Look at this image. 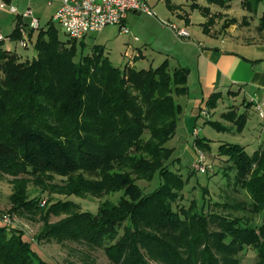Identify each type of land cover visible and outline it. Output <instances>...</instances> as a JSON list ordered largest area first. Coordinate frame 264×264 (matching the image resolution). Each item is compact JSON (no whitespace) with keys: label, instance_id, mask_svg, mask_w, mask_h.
<instances>
[{"label":"trees","instance_id":"16d2710c","mask_svg":"<svg viewBox=\"0 0 264 264\" xmlns=\"http://www.w3.org/2000/svg\"><path fill=\"white\" fill-rule=\"evenodd\" d=\"M207 1L231 6L226 4L231 0ZM260 3L261 0H242V7L258 13ZM190 6L207 16L210 11L198 4ZM21 25L25 24L17 21L8 36L21 38ZM259 29L264 31V11ZM35 31L29 29L31 40ZM3 41L0 40V171L19 175L33 169L59 174L99 170L103 173L98 180H77L71 194L99 191L98 185L102 184L115 191L123 190L130 197L119 206H111L113 214L107 215L105 221L100 220V214L85 211L78 215L80 220L70 218L55 225L49 235H73L75 227L85 225L90 238L115 240L120 227L132 229L142 221L159 230L178 228L184 223L190 229L193 224L185 218L190 215L199 224L195 239L205 243L209 255L215 248L236 253L253 246L259 256H264V222L259 227L252 226L251 218L207 213L194 204L181 210L184 218L173 209L172 202L181 197L186 181L168 166L172 149L166 143L175 135L183 112L175 95L188 93L189 68H171L168 59L155 68L137 69L135 61L119 68L98 44L91 53L79 56L78 41L61 40L54 24L38 30L37 55L33 59L24 60L17 52L4 49ZM224 116L236 120L238 129L246 123L244 115L236 116L234 111ZM208 122L218 130L227 129L220 122ZM197 145L210 148L201 137ZM218 154L230 162L224 167L226 174L234 168L235 182L250 195L251 208L242 202H214L215 205L222 210L248 208L254 213L263 212L264 147L250 154L241 144L223 143ZM213 169L212 166L206 173ZM156 172L164 182L145 194L137 180H151ZM24 197L21 193L14 197L17 208L34 211L39 201ZM136 240L141 238L127 243L126 238H120L108 251L123 257L130 249V260L123 257L122 264H144L141 253L134 250ZM176 254L175 251V260ZM36 260L44 263L23 234L0 224V264H34ZM206 264L218 263L209 259Z\"/></svg>","mask_w":264,"mask_h":264},{"label":"rangeland","instance_id":"374dc122","mask_svg":"<svg viewBox=\"0 0 264 264\" xmlns=\"http://www.w3.org/2000/svg\"><path fill=\"white\" fill-rule=\"evenodd\" d=\"M200 1L152 0L151 4L157 15L150 16L146 13L130 15L127 23L131 30L130 35L123 34L118 25H108L102 31L88 35L84 43L78 41L77 52L79 56L89 54L92 52L93 47L98 44L104 47L110 61L119 68H124L130 59H133L132 62L135 61L137 69L155 68L166 59H168L170 67L174 68L179 58L186 57L185 53L189 48L181 45L178 40L196 41L194 34L191 36L189 28L184 25L185 22L182 23L181 20L183 19L178 15L177 9L186 8L191 11L189 9L191 4L208 7L210 9L208 16L210 13L212 14V21H215L217 17L218 19L226 17L225 22L222 20L223 26L221 27L237 22L243 26L248 22L247 20L252 19L251 16L240 15L246 10L242 7V0L226 2V4L231 5L229 8L218 4L210 5L207 0L205 1L209 5H205ZM1 2L8 1L0 0ZM49 2L51 3L49 4ZM58 3L57 0H42L36 6H20L19 9L24 12L32 8L39 15L41 27L47 28L49 24H54L57 36L63 41H68L70 37L63 27L53 22V15L57 11ZM211 6L216 9H212ZM173 8H175V15ZM218 8H222V11L218 12ZM226 9L237 16L225 14ZM263 11L264 0H261L258 15H261ZM192 17L197 22L204 15L196 10L192 12ZM155 19L168 23L166 28L169 27L172 31L169 29L168 32L164 31L162 24L160 25V22L156 23ZM24 21L30 22V20ZM16 22L15 14L9 12L7 8L0 7V34L10 35L16 26ZM172 24L177 25L179 28H186L190 35L180 36L171 27ZM37 33L38 30L34 32L33 42L27 48L19 44V39L3 41V48L17 52L24 60L33 59L37 55L35 47ZM135 35L139 37V41L133 40ZM243 97V94L233 95L227 92L214 107L207 106L204 103L201 106L202 108L199 106L192 113L184 111L175 135L166 143V146L172 149L171 157L167 162L168 166L171 170L180 173L186 181L180 191L181 197L179 196L178 200L172 202L173 209L180 212L183 218L184 212L181 210L194 204L195 207L198 206L200 209L205 208L207 213L215 212L225 216H242L248 220L251 218L252 226L259 227L264 222V211L254 213L248 208L222 210L214 203L228 202L234 204L242 202L251 208L250 195L246 189L235 182L234 168H230L227 174L224 172V167H228L230 162L226 156L218 154V148L223 143H239L245 146L250 154L254 153V151L264 147L263 123L253 112L248 114V120L241 129H238L236 123L224 120V124L228 125L230 129L217 130L208 122L209 119L222 120L221 113L229 110L233 105L240 109L239 114L245 112L242 105ZM204 111L209 113V118L208 115L203 113ZM194 128L199 130V135L194 133ZM198 137L205 138L209 142L210 148L205 149L198 146ZM199 154L206 158L207 164L213 166L214 169L209 173H202L195 169L194 163L197 161ZM101 173L103 171L89 172L83 170L69 174H59L33 169L18 175L0 171V224L18 230L34 250H40L41 255L38 253L37 255L44 263L36 260L34 264H122L123 257L130 260L131 250L127 249L122 257L118 254L112 255L109 253L108 248L119 241L120 238H126L127 243L135 237L141 238V241L136 240L133 244L135 245L134 250H137L139 254L141 253L144 264H206L209 259L210 261H216L218 264H264V256H259L257 249L253 246H247L242 252L236 253H226L224 248L219 249L217 247L218 249L215 248L214 252L209 255L205 243H199L198 239H195L194 234L198 232L199 224L196 218H190V215L185 217L188 224H193L190 229L186 227L187 223H184L183 226L178 228L168 227L167 230H159L154 226L146 225L147 221H142L140 226L135 227L136 229H124L125 226L120 227L117 233L118 238L115 240H112L113 238H90L89 229L85 225L75 227V230L72 231L73 235L60 237V235H54L52 232L49 235V231L55 225L70 218L79 219L78 215L85 211L100 214V220L105 221L107 215L113 214L110 209L111 206H119L121 201L130 199L123 190L115 191L101 183V185H98L99 191L71 194L77 180L96 181ZM163 182L164 180L159 172H156L151 180H137L145 194L155 191ZM20 193L25 196L24 199L26 200L37 199L39 201L34 211L17 208L14 197H17ZM68 200L73 201V203H63ZM104 209L106 210L105 213H101V210ZM5 214L10 217L11 221L9 223H5L3 220ZM125 220L124 222L127 223L128 219ZM140 232L153 237L142 236ZM143 240H147V242L145 243ZM210 241H213L212 238ZM165 244L167 245L165 246ZM175 251L177 252L176 260Z\"/></svg>","mask_w":264,"mask_h":264},{"label":"crops","instance_id":"0c3cea01","mask_svg":"<svg viewBox=\"0 0 264 264\" xmlns=\"http://www.w3.org/2000/svg\"><path fill=\"white\" fill-rule=\"evenodd\" d=\"M7 1L15 5L19 11L20 6H36L42 2V0ZM57 1L59 2L57 7L58 10L61 6V0ZM200 2L209 5L205 0H201ZM50 3L51 2H49V4ZM211 7L212 9H216L214 6ZM173 9L175 15V8ZM189 9H191V11H188L186 8L177 10L178 15L183 19L181 20L182 23L185 22L184 25L189 28L191 36L194 34L196 41L178 40L181 45L189 48L185 53L186 57L182 59L179 58L176 65L189 68L188 93L175 95V99L182 104L183 112L192 113L197 107L200 106V108H202L201 106L204 103H206L207 106H216L218 100L227 92L233 95L243 94L242 105L245 108V112L239 114L241 112L240 109L237 108L236 105H233L229 110L221 113L222 120L209 119L208 121L220 122L227 129H230L228 125L224 124V120L230 123H236V120L227 119L224 114L229 111H234L236 116L244 115L247 122L250 112L257 115L252 105V100L264 98V31L259 29V20L262 14L258 15V13L244 10L240 15L251 16L252 18L251 20H247L248 22L245 25L242 26L237 22L221 27L223 26L222 20L226 19V17H222V19H218L217 17L215 21H212L211 13L207 16L199 9H193L191 6H189ZM196 10H199L204 15V17L197 22H195L192 17V12ZM33 11L34 15L39 18L35 10ZM217 11L221 12L222 8H218ZM135 13L136 12H131L128 15L126 24L128 23L130 15ZM224 13L237 16L227 9ZM24 20H31V18H24L16 15V21H18L19 24L26 25L28 22ZM154 21L156 23L160 22V25L162 24L164 27V31L168 32L170 30L169 27L166 28L167 25H165L163 21L156 19ZM225 21L226 20H224V22ZM196 24L198 25L197 27L195 26ZM141 53L143 54L142 50ZM215 96L218 98L215 99ZM203 113L208 115L209 118V113L206 111ZM182 114L179 121L182 118ZM199 134L200 132L198 131L197 135ZM36 252L41 255L39 249Z\"/></svg>","mask_w":264,"mask_h":264},{"label":"built area","instance_id":"2783aa9c","mask_svg":"<svg viewBox=\"0 0 264 264\" xmlns=\"http://www.w3.org/2000/svg\"><path fill=\"white\" fill-rule=\"evenodd\" d=\"M152 0H61V6L53 16V22L61 25L66 34L73 40H84L88 35L102 31L108 25H118L123 34H131V30L126 24L129 13H146L150 16H156ZM1 8H7L12 14L19 17L31 18L26 25H21L22 37L19 38V44L27 48L32 42L29 35V29H41L40 19L34 15L32 8L20 12L15 5L8 2H1ZM165 25V21H163ZM170 25V24H169ZM171 27L177 31L180 36H188L189 31L186 28H179L172 24ZM12 37L0 34V40H12ZM135 41H139L138 36H134ZM130 59L129 62H132ZM254 109L261 119L264 126V98L252 100ZM198 129L194 132L197 134ZM197 171L206 173L211 164L206 163V158L199 154L194 163ZM5 223H9L10 217L3 216Z\"/></svg>","mask_w":264,"mask_h":264}]
</instances>
